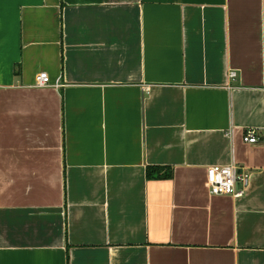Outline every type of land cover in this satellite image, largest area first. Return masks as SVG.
<instances>
[{"label": "crops", "instance_id": "crops-1", "mask_svg": "<svg viewBox=\"0 0 264 264\" xmlns=\"http://www.w3.org/2000/svg\"><path fill=\"white\" fill-rule=\"evenodd\" d=\"M0 264H264V0H0Z\"/></svg>", "mask_w": 264, "mask_h": 264}, {"label": "built area", "instance_id": "built-area-1", "mask_svg": "<svg viewBox=\"0 0 264 264\" xmlns=\"http://www.w3.org/2000/svg\"><path fill=\"white\" fill-rule=\"evenodd\" d=\"M236 71L229 72V79L235 81ZM49 76L47 73H41L36 78V86L44 88L49 86ZM243 141L247 144H257L259 139L255 130H248L243 135ZM208 189L211 196H232L236 198L243 197L249 186L250 173L247 169L240 168L232 163L228 166H212L208 168ZM241 186V189L238 188Z\"/></svg>", "mask_w": 264, "mask_h": 264}, {"label": "trees", "instance_id": "trees-1", "mask_svg": "<svg viewBox=\"0 0 264 264\" xmlns=\"http://www.w3.org/2000/svg\"><path fill=\"white\" fill-rule=\"evenodd\" d=\"M153 169H155V170L152 171ZM160 169L161 168H149L148 169V176H149V178H152L153 177V172H156V170H157V174H156V176H154V178H156V179H158V178H166V179L172 178V175H173L172 172H169L167 174H162L161 172L159 173V170ZM163 169H165V168H163Z\"/></svg>", "mask_w": 264, "mask_h": 264}]
</instances>
